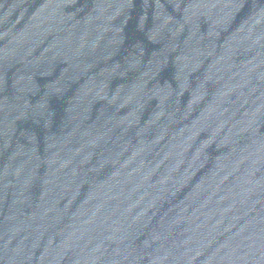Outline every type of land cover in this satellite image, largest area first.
Listing matches in <instances>:
<instances>
[{
  "label": "water",
  "instance_id": "obj_1",
  "mask_svg": "<svg viewBox=\"0 0 264 264\" xmlns=\"http://www.w3.org/2000/svg\"><path fill=\"white\" fill-rule=\"evenodd\" d=\"M0 264H264V0H0Z\"/></svg>",
  "mask_w": 264,
  "mask_h": 264
}]
</instances>
